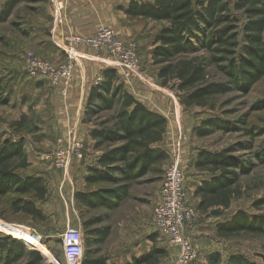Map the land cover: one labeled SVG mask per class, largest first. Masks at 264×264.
I'll use <instances>...</instances> for the list:
<instances>
[{
	"label": "trees",
	"instance_id": "16d2710c",
	"mask_svg": "<svg viewBox=\"0 0 264 264\" xmlns=\"http://www.w3.org/2000/svg\"><path fill=\"white\" fill-rule=\"evenodd\" d=\"M23 1L6 0L0 20L7 21ZM119 8L130 17L165 22L153 39V64L158 66L161 85L181 92V102L187 107H215L219 96L234 89L249 90L264 78V0H131ZM233 11L247 16L242 37L237 31L239 18ZM212 69L227 80H210ZM1 88L0 83V104H7ZM38 117L22 113L11 127L16 133L27 127L37 131ZM82 122L92 125L89 131L92 149L100 155L86 165L85 142L81 161L85 164L86 189L77 190L74 198L83 209V217L85 212L107 211L104 216L83 218L86 229L83 264H117L101 254L111 228L98 225L105 223L108 213L130 198L134 184L150 173L161 172V165L169 159L167 150L161 147L168 119L139 100L120 79L118 69L110 66L102 70L91 86ZM203 124L194 130L200 137L230 130L220 120ZM239 128L251 137L256 135V127ZM232 149L204 150L198 154L196 169L211 173L194 191L198 212L227 210L233 199L240 196L238 184L243 167L229 153ZM30 165L24 137L0 141V218L9 221L26 216L40 223L49 219L42 206L49 195L48 180L40 173H26ZM215 224L218 235L224 238L241 234L264 236V216L251 217L244 211ZM151 238L155 242L152 248L127 264H167L168 249L159 245L154 235ZM21 239L34 245L24 233L0 237V264H44L43 254L29 250ZM206 260V264H255L242 253H231L225 259L219 251L210 252Z\"/></svg>",
	"mask_w": 264,
	"mask_h": 264
},
{
	"label": "rangeland",
	"instance_id": "374dc122",
	"mask_svg": "<svg viewBox=\"0 0 264 264\" xmlns=\"http://www.w3.org/2000/svg\"><path fill=\"white\" fill-rule=\"evenodd\" d=\"M5 2L6 0H0V13ZM39 6L38 0H24L7 21L0 20V83L3 96L8 101L7 104H0V141L5 138L18 140L24 137L32 162L38 161L37 158L41 155L39 153L49 151L57 141L55 137L49 138L50 124L43 118L48 107L45 110L41 108L42 95L47 93L50 87L52 89L56 87L48 79L39 82L44 78L30 76L25 69L27 54L38 53L33 38L35 25L37 21L47 19L45 12L39 10ZM233 13L239 18L237 31L242 37L244 25L248 20L247 16L241 11H233ZM132 22L142 34L141 38L133 39L139 44L141 69L147 77L144 80L137 77L127 78L119 69L120 79L128 87L147 86V89L159 95V100L162 99L165 102V107L170 106L168 116L171 122L168 124L165 139L161 144V147L167 150L169 159L161 165L160 173H150L134 184L130 198L118 209L109 212V219L105 223L98 225L99 228L105 226L111 228V234L102 246L101 254L109 257L111 261L122 264L121 261L125 256L128 258L140 256L149 251L155 243L151 238L154 235L157 243L169 251L166 263L177 264V249L159 233L153 221V211L158 201L165 170L174 160H179L185 170V184L190 203L196 206L198 199L194 194L195 189L211 177V173L196 169L195 161L198 154L204 150L220 152L234 148L229 153L240 161L243 167L242 179L238 184L240 196L233 199L229 209L216 208L219 211L217 214H210L213 210L209 214L198 212L199 215L193 222V226L187 228V236L193 241L199 254L193 262L188 264H206L207 255L214 251L221 252L225 259L231 253H242L255 264H264V236L241 234L224 238L218 235L215 226L218 221L230 220L238 211H244L251 217L264 216V78L249 90L234 89L219 96L215 107L197 105L187 107L181 102V92L171 86L161 85L158 78V66L153 64L151 54L154 48L153 39L165 22L156 23L141 18H135ZM22 30H26L27 33H22ZM88 50L102 53L107 56V59L113 57L108 52L89 48L84 50L83 56L89 54ZM78 67L76 65V68ZM94 68L93 77L97 76L99 71L97 66ZM88 75L92 77L90 73ZM210 80L225 81L227 78L212 69ZM41 87L46 89L41 92ZM56 89L59 91L58 88ZM22 113H28L30 118L39 116L40 120L37 121L39 130L31 131L27 127L16 133L11 124L20 119ZM210 120H220L230 130H218L206 137L196 135L195 127L203 126L205 121ZM252 126L257 128L256 135L253 137L247 134L246 130L239 128L250 129ZM95 159L94 154L91 161L94 162ZM49 166L51 167L50 163ZM53 168L61 170L55 166ZM77 187L81 190L86 189L84 177H80ZM68 192L69 190L63 191L68 202L67 210H70L66 212V206L64 207L61 203L62 200L59 201L56 197L48 208L49 219L44 223L26 216H16L9 221L0 218L6 222L2 225L3 228L12 229L16 236L27 234L33 240L34 245H31L21 239L29 250H38L49 257L44 264H53V261L54 264L55 262L66 264L62 237L68 226L81 230L86 237L83 218L87 220L107 214L105 210H95L85 212L83 217V209L77 206L76 201L72 210ZM11 224L22 226L24 229ZM7 231L0 230V237L9 236Z\"/></svg>",
	"mask_w": 264,
	"mask_h": 264
},
{
	"label": "crops",
	"instance_id": "0c3cea01",
	"mask_svg": "<svg viewBox=\"0 0 264 264\" xmlns=\"http://www.w3.org/2000/svg\"><path fill=\"white\" fill-rule=\"evenodd\" d=\"M39 10L45 12L46 20L37 21L33 38L35 39V48L37 54L47 60L59 62L67 56L59 47L65 34L77 33L82 35H92L98 26L105 25L116 31L118 36L124 40L141 38L142 34L135 28L132 22L135 18L128 16L119 6H127L131 0H38ZM133 19V20H130ZM143 19V18H141ZM152 22H156L150 20ZM157 23V22H156ZM82 58L79 59L74 73V78L70 86L68 95L63 97L55 88H49L47 93L42 95L41 108L48 111L44 112V120L50 124L49 138H58V136L74 131L78 136L86 142L87 148V163H91L92 156L96 158L100 155L99 151L92 149V140L89 136V131L92 128L91 124L82 122L84 107L89 91L93 83L101 76L103 69L114 66V57L107 59L102 53L91 52L88 50ZM66 60V59H65ZM97 66V76H92L94 66ZM86 66H90L87 67ZM115 67V66H114ZM117 68V67H116ZM118 69V68H117ZM89 70V72H88ZM119 70V69H118ZM92 77H89V74ZM120 74V71H119ZM44 87V86H43ZM41 87V92L43 88ZM128 87V86H127ZM48 88V87H47ZM145 85H136L128 87V89L144 104L152 110L163 114L168 118V124L171 119L168 116L170 106L165 107V102L155 92L147 89ZM58 94L61 96H58ZM169 110V111H168ZM52 125V130H51ZM55 130V131H54ZM55 144V143H54ZM54 146V145H53ZM29 154L30 167L25 170L26 173H40L46 176L49 183L48 199L42 205L48 213L52 200L56 197L62 200L66 212L68 202L63 191L69 190V200L71 201L72 210L75 202V192L79 190L77 184L80 177H84L85 164L82 161L75 160L72 166L68 169L54 170L53 165L41 160L38 156L34 161ZM51 149V148H50ZM41 154V153H39ZM49 166V167H48ZM132 257H124L122 264H127L132 260ZM116 262V261H114ZM119 264L118 262H116Z\"/></svg>",
	"mask_w": 264,
	"mask_h": 264
},
{
	"label": "built area",
	"instance_id": "2783aa9c",
	"mask_svg": "<svg viewBox=\"0 0 264 264\" xmlns=\"http://www.w3.org/2000/svg\"><path fill=\"white\" fill-rule=\"evenodd\" d=\"M58 45L65 52L66 60L53 62L35 52H29L26 56L25 69L30 76L50 80L63 97L68 95L76 65L83 57L84 50L88 48L110 53L115 60L114 66H117L127 78L137 77L144 80L147 77L141 69L137 40H124L108 26H98L92 35L65 34ZM84 152L85 141L77 133L70 131L59 136L55 146L41 153L40 158L56 168L68 169L75 160L81 161L84 158ZM185 181V170L176 159L165 170L158 201L153 211L154 225L178 251L177 264L191 263L199 254L193 241L187 236V228L193 226L199 213L195 205L190 203ZM1 219L0 230H9L7 232L15 237L12 229L2 227L6 222ZM20 228L24 229L22 226ZM36 238L39 240L38 237ZM62 241L66 264H83L85 247L82 231L68 226L63 233ZM43 255L45 260L49 259L46 254Z\"/></svg>",
	"mask_w": 264,
	"mask_h": 264
},
{
	"label": "water",
	"instance_id": "95a60500",
	"mask_svg": "<svg viewBox=\"0 0 264 264\" xmlns=\"http://www.w3.org/2000/svg\"><path fill=\"white\" fill-rule=\"evenodd\" d=\"M219 211L217 209L213 210L210 214H217Z\"/></svg>",
	"mask_w": 264,
	"mask_h": 264
}]
</instances>
